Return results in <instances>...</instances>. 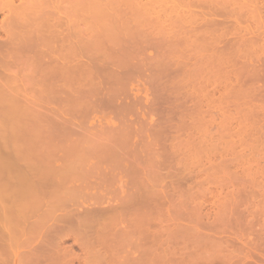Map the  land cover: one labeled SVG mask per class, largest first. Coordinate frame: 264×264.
I'll return each mask as SVG.
<instances>
[{
	"label": "rangeland",
	"instance_id": "rangeland-1",
	"mask_svg": "<svg viewBox=\"0 0 264 264\" xmlns=\"http://www.w3.org/2000/svg\"><path fill=\"white\" fill-rule=\"evenodd\" d=\"M149 1L127 11L132 38L127 20H106L123 31L104 52L77 35L58 51L0 52V186H13L0 187V264H62L64 249L81 258L80 244L99 246L103 215L135 194L131 208L151 223L120 244L123 258L209 238L224 264H264V0ZM72 41L87 47L65 50ZM102 217L103 229L86 225Z\"/></svg>",
	"mask_w": 264,
	"mask_h": 264
},
{
	"label": "bare ground",
	"instance_id": "bare-ground-1",
	"mask_svg": "<svg viewBox=\"0 0 264 264\" xmlns=\"http://www.w3.org/2000/svg\"><path fill=\"white\" fill-rule=\"evenodd\" d=\"M140 1H142V0H0V14L1 13H5V17H4V19L2 20V22H0V33L2 32V33H4L5 34V39L3 40V42H1L0 43V52H34V50L36 51V47H37V49H41V47H43L42 49H44V47H46L45 49V51L47 52V50L48 51H53V50H59L58 48L59 47H61V48H65L67 45L66 44H62V43H68V40L69 39H67V37L68 38H70V35H72V36H74V35H77V36H82V38L83 39H85V37H86V40H83L81 37V39L85 42L84 44H87L88 45V48H85V49H92L93 50V47H94V43H92V42H96V43H98V44H96L97 45V47L100 49V47H99V45L101 46V49L102 50H100V51H105L106 49H108L109 50V47L107 48V46L109 45L108 43H110V42H112V39L113 38H110L111 39V41H110V39L108 38V36H107V34H109L110 33V37H112L113 35H114V33H115V31H116V35H115V37H114V39L116 38V36H118V33L120 34L123 30H122V28L124 29V37H126L127 36V33H128V31H130V33L128 34L130 37H131V31H133V30H131V29H129V27H127V25L128 26H132L133 25V22H130V20H135V18L136 17H134L133 15H134V12H133V15L131 14V12H130V17H131V15L134 17V19H132V17H131V19H127V17L126 16H128L127 14L129 13V12H127V11H129L128 9H130V8H132V6L134 5H137L136 7H138V6H142V5H139V3H140ZM154 0H152V3H151V0L149 1V3H150V6L152 7V5H155L156 4V1L155 2H153ZM160 1V0H159ZM16 2H18V4H16ZM142 3V2H141ZM148 3V2H147ZM155 3V4H154ZM159 4V3H158ZM162 4H163V2H162ZM133 6V7H134ZM144 6H145V4H144ZM148 6V5H147ZM147 6H145V7H147ZM135 7V8H136ZM143 7V6H142ZM154 7V6H153ZM152 7V8H153ZM134 8V10L136 11L137 10V12H138V9L136 8L135 9ZM148 8V7H147ZM146 8V9H147ZM150 8V7H149ZM152 8H150L151 10H152ZM141 9V8H140ZM149 9V10H150ZM126 10V11H125ZM131 10H133V9H131ZM142 10H144V9H142ZM150 10V11H151ZM125 11V12H124ZM149 11V12H150ZM145 12H146V10H145ZM147 14V13H146ZM151 14V13H150ZM135 15H137V14H135ZM125 16V17H124ZM129 17V18H130ZM25 19V18H27V19H42L41 21H39V22H34V23H30V26H28V24L29 23H27L26 22V24H27V26L26 25H24L23 23H22V26L19 24L20 23V20H19V22H17L18 21V19ZM72 18H74V19H72ZM117 19V21H122L123 22V20L122 19H124V20H127V22H126V24H123V23H121V24H123V26L124 27H122L121 29H117V25L119 26L120 24H118L119 22H117L116 21V19ZM122 18V19H121ZM126 18V19H125ZM13 19V20H12ZM77 19L78 20H80L79 22L82 24L83 22H84V19H86V21H85V23H83V25L84 26H87V27H85V28H81L80 29V25H78V24H80V23H78L77 24ZM95 20V23L97 22V27L98 26H100L98 29H97V27H96V29H95V23L93 24L92 23V26H91V22H93L92 20ZM112 19H115V21L117 22H115V27H116V29L117 30H120V32H117V30H115V27H113L114 29H113V31L112 32H114L113 33V35L111 34L112 32H107L113 25L112 24H114V22H112V24L111 23H107L106 22V20L108 21V22H110ZM118 19H120V20H118ZM83 20V21H82ZM91 20V21H90ZM98 20H100V21H104V23L105 24H108L107 26L105 25V24H103L102 25V22H98ZM110 20V21H109ZM143 20H145V18H144V16H143ZM87 21H90L89 23L90 24H86V22ZM114 21V20H113ZM131 23H129V22ZM146 21H147V19H146ZM23 22H25V21H23ZM144 22V21H143ZM99 23L101 24V25H99ZM130 25H129V24ZM136 24H137V22H135ZM86 24V25H85ZM111 24V25H110ZM216 24V23H215ZM94 25V26H93ZM149 25V24H148ZM206 25H208V24H206ZM89 26H90V28H89ZM102 26V27H101ZM134 26H135V24L132 26L133 28H134ZM205 26V25H204ZM82 27V26H81ZM108 27V28H107ZM120 27V26H119ZM131 27V28H132ZM91 28H94V29H91ZM132 28V29H133ZM191 29L193 28V27H190ZM108 29V30H107ZM196 29V28H195ZM83 30H85V31H83ZM115 30V31H114ZM205 30V29H204ZM109 31H111V29L109 30ZM127 31V32H126ZM190 32V31H189ZM193 32V31H192ZM191 32V33H192ZM195 32V31H194ZM199 32V31H198ZM126 33V34H125ZM131 34V35H130ZM84 36V37H83ZM106 36H107V38H108V41L106 40L107 38H106ZM123 36H120V37H123ZM97 37V38H96ZM119 37V38H120ZM206 37V36H205ZM72 38H74V37H72ZM71 38V39H72ZM76 38V37H75ZM93 38H95V40H93ZM106 38V39H105ZM127 38V37H126ZM129 38V37H128ZM132 38V37H131ZM130 38V39H131ZM61 39V44H62V46H59L60 44V42H58L57 43V41H59ZM88 39V40H87ZM92 40V41H89V40ZM104 39L106 40V41H104ZM113 39V41L115 42V41H117V39H115L114 40ZM130 39H129V41H130ZM74 41H76L77 39H73ZM122 40V39H121ZM2 41V40H1ZM64 41H66V42H64ZM70 41V40H69ZM83 41H82V43H83ZM86 41H87V43H86ZM120 41V40H119ZM126 41H127V39H126ZM73 42V41H72ZM76 42H78V41H76ZM107 42V43H106ZM114 42H112L113 43V45H112V47L115 45L114 44ZM131 42V41H130ZM81 43V42H80ZM105 43V44H104ZM112 43H110V44H112ZM129 43V42H128ZM57 44H59V45H57ZM70 44V43H69ZM68 44V46L71 48H69L68 49V47L65 49V50H70L69 52H71L72 51V49L73 50H75L77 47L75 46V45H73L74 44V42L73 43H71V45H72V47H71V45H69ZM77 44H79V43H77ZM90 44H92V45H90ZM101 44H103V47L104 48H102V45ZM64 45V46H63ZM83 45V44H82ZM81 44H80V46H82ZM87 45L86 46H82L83 47V49H84V47H87ZM93 46V47H90V46ZM95 45V46H96ZM128 45V44H127ZM206 45V44H205ZM40 46V47H39ZM59 46V47H58ZM73 46H75L76 48L74 49L73 48ZM77 46H79V45H77ZM79 46V47H80ZM106 46V47H105ZM110 47H111V45H109ZM39 47V48H38ZM58 47V48H57ZM78 47V48H79ZM97 47H94L95 49L97 48ZM115 47V46H114ZM5 48V49H4ZM63 48V49H64ZM77 48V49H78ZM81 48V47H80ZM79 48V49H80ZM97 48V49H98ZM123 48V47H122ZM121 48V49H122ZM129 48L131 49V47H130V45H129ZM129 48L127 49L128 51H129ZM82 49V50H83ZM117 49H119V48H117ZM134 49V48H133ZM133 49H132V51H133ZM87 50V51H88ZM111 50V49H110ZM124 50H126V49H124ZM124 50H123V52H124ZM40 51V50H39ZM43 51V50H42ZM45 51H43V52H45ZM56 51V52H57ZM64 51V50H63ZM97 51V50H96ZM103 51V52H104ZM122 51V50H121ZM55 52V51H54ZM59 52H62L61 51V49H60V51ZM65 52V51H64ZM67 52V51H66ZM72 52H75V51H72ZM77 52H78V50H77ZM92 52V51H91ZM98 52H99V50H98ZM127 52V51H126ZM121 84V83H120ZM117 86V85H116ZM114 93V92H113ZM118 94V93H117ZM114 95V94H113ZM123 96V95H122ZM113 181V180H112ZM128 181H129V179H128ZM114 182H115V180H114ZM113 182V183H114ZM109 183H110V181H109ZM131 184V183H130ZM114 185V184H113ZM2 186V191L5 189V187L6 188H8L9 187V183H7V185H5V186H3V185H1ZM0 186V187H1ZM23 186H25V185H23ZM109 186V185H108ZM3 187H4V189H3ZM13 187V186H12ZM11 187V188H12ZM22 187V186H21ZM111 187V186H110ZM110 187H108L109 189H110ZM113 187V186H112ZM11 188L9 187V189L11 190ZM20 188V187H19ZM26 188V187H25ZM1 189V188H0ZM113 189H114V187H113ZM20 191L21 190H24L23 188H21V189H19ZM119 190V189H118ZM111 191V190H110ZM128 191V190H127ZM14 192H15V190H14ZM113 192V191H112ZM129 192V191H128ZM22 194H24L25 192H21ZM127 193V192H126ZM131 193V192H130ZM128 194V193H127ZM132 194V193H131ZM126 195V194H125ZM133 195V194H132ZM137 194H135V195H133V198H131L132 196H128L127 195V199L125 198V200L124 201H122V197L121 198H119V200L118 201H121L122 203H123V205L121 204V202H120V204L121 205H119V204H116L117 206L119 205V206H121V208H119V209H117V210H115V211H113V213L112 214H107V215H103V217L104 216H106V217H104L106 220H105V222H107V224H108V226H107V224H105V223H103L104 222V220H103V217H102V222H100L101 220V218L100 219H96V220H98L96 223H94V221H95V219H94V221L91 219V222L89 221L88 222V224H86V225H90L91 224V226L92 225H95V226H98V224L100 225V223L102 224V225H106L108 228H109V230L111 231L112 230V232L110 233V231H108V230H105L106 228H105V226H104V228L105 229H103V226L102 225H100V226H102V229H103V231L104 232H106V235H105V233L103 232H101V231H98L99 232V234H98V242H96V243H99V246H91V244H89L90 246H88V245H86L87 243H85V244H80V248H81V251H83L82 252V257L80 258V255H78V254H75L71 249H69V250H65L64 249V253H63V251L61 252V254L63 253V255H61L60 253H59V251H58V253L60 254V256H59V258H60V261H61V263L62 264H72V262L74 261V260H79V259H81V264H215V262H217L218 260L216 259V261H215V257H214V252H215V256L217 255V258L219 257L220 258V256H221V258L222 257H224V258H222V260L223 259H226L225 258V256H223L222 255V252L224 251L223 249H224V247L225 246H223V248H222V252L220 253V251L219 250H213V249H217V247L215 246V248L213 247V246H211L213 249H211L210 247H208L209 246V244L210 243H207V242H209V241H212V239H210L209 240V238H207L208 240H206L205 241V239H204V241H203V243H201V240H197V239H200V238H196L195 237V240H197L198 241V243L200 244L199 246L200 247H196L195 249L197 250H192V247L194 248L195 246H194V243L192 242V243H190V245H192L193 244V246L191 247V248H189L190 250H192V251H189L190 253H186L187 254V256L185 255V252L187 251V250H189V249H187V246L188 245H182L183 247H181L180 246V248H182V249H185L186 251H183V250H180V248H179V246H177L176 244H174V245H176V247H178V250H177V248L175 247V250L174 251H176V252H178L179 254H175L171 249L172 248H174L173 247V245L172 244H170L172 247H170V245L168 246L167 245V242L166 243H164L163 245H162V243H160L159 244V249H160V245H162L161 246V248L162 249H160L159 251H157V250H155V249H158L157 247H156V245H158V242H156L157 244L155 245V243H153V244H151V245H155V248H153V246H150V249H148L149 248V246L147 245V246H143L144 248L145 247H147V249H143V251L145 250V252H143L142 254L140 253H138V252H136V253H138L139 255H136V256H133V257H131L132 256V251H131V249H132V247H131V249L128 251L129 253H130V256L129 255H126V256H124V258H123V256H120V254H121V252H123V248H122V245H120V244H125L126 245V247H129V246H132L133 244L132 243H136L135 242V240L133 241V239L131 238L132 236H134V234L136 233V234H138V238L140 239V234H141V236H143L144 235V232L145 231H143L144 230V228H146L147 227V224H149V223H151L150 221L149 222H147V221H145V219H147V218H145L144 219V217L142 216H140L139 217V215H138V213H139V209L137 208V206L135 207L134 206V204H133V202L135 203V202H137V196H136ZM134 196H136V197H134ZM140 197H141V195H139ZM125 197V196H124ZM114 198V197H113ZM116 199H118V197H115ZM139 198V197H138ZM99 199V198H98ZM124 199V198H123ZM141 199V198H140ZM139 199V200H140ZM142 199H144L143 201H144V203L145 202H149V199H151V197L150 198H146L145 199V197L143 198V196H142ZM148 199V201H146ZM101 200V199H100ZM110 200H113L112 198L110 199ZM151 201V200H150ZM151 203V202H150ZM132 204H133V206H132ZM137 205V204H136ZM139 205V204H138ZM152 205H153V203H152ZM118 206V207H119ZM122 206H124V207H122ZM128 207H130L129 209H130V211H132V212H130L129 214H130V216H129V214L128 213H126L125 215L129 218L128 220H127V218L125 217V215H124V217L123 216H121L122 218V221L125 219V222H122L124 225H126V223L130 226V227H128V225H127V227H128V230H126L127 228H125V227H122L120 224H117V223H119V219H117L118 218V216H119V213L122 215V211L123 210H125L124 212H123V214L125 213V212H127L129 209H126V208H128ZM131 207H133L134 209L136 208L137 210H139V211H133V209L131 208ZM114 208V207H113ZM112 208V209H113ZM115 209V208H114ZM127 210V211H126ZM139 214H141V212L139 213ZM143 214V213H142ZM141 214V215H142ZM107 217L109 218L108 220L110 221H108L107 220ZM117 217V218H116ZM124 218V219H123ZM141 220H140V219ZM143 219H144V221H145V226L146 227H144V225H143V223H142V221H143ZM127 220V221H126ZM118 221V222H117ZM139 221V222H138ZM153 221V220H152ZM92 222L94 223V224H92ZM141 222V223H140ZM90 223V224H89ZM137 223H140V225L142 224V226H139V228L137 227L138 225H137ZM152 223H154V222H152ZM85 224V223H84ZM97 224V225H96ZM79 225V224H78ZM114 225L116 226V225H120V227H118V229L119 228H125V230H122V228L120 229V230H118L117 231V229H116V231H115V229L114 228H116V227H114ZM150 225V224H149ZM148 225V226H149ZM153 225H155V223L153 224ZM100 226H98L99 227V229H100ZM144 227V228H143ZM112 228V229H111ZM141 228V229H140ZM142 228H143V230H142ZM152 228V227H151ZM113 229H114V231H115V233H114V231H113ZM148 229V231H149V228H147ZM153 229V228H152ZM146 230V229H145ZM147 231V232H148ZM150 231H151V229H150ZM154 231V230H153ZM153 231H151V233L150 232H148V233H150L149 235L152 237L153 236ZM79 232V231H78ZM101 233V234H100ZM148 233H147V236H145V240H142V241H146L148 238L150 239L151 237L149 236L148 237ZM157 233V232H156ZM143 234V235H142ZM152 234V235H151ZM154 234H155V231H154ZM79 235V234H78ZM146 235V234H145ZM159 235V234H158ZM218 235H220V234H218ZM156 236V234L154 235V237ZM203 236H207V235H203ZM73 237V236H72ZM77 237V236H76ZM144 237V236H143ZM147 237V238H146ZM153 237V239H155ZM198 237V236H197ZM75 238V237H74ZM78 238V237H77ZM96 238H97V236H96ZM158 238L159 237H157L156 238V241H161V240H158ZM191 238H194L193 236L191 237ZM205 238V237H204ZM210 238H211V236H210ZM218 238V237H217ZM79 239V238H78ZM86 239V238H85ZM83 240L84 242L86 241V240ZM135 239H136V237H135ZM152 239V238H151ZM148 240V241H152V240ZM159 239H161V237L159 238ZM203 239V238H202ZM214 239V238H213ZM8 240V239H7ZM6 240V241H7ZM131 240V241H130ZM141 240V239H140ZM140 240H138V242L140 243ZM164 240V239H163ZM165 240H167V239H165ZM4 241V240H3ZM96 241V240H95ZM100 241V242H99ZM133 241V242H132ZM154 242H155V240H153ZM152 241V242H153ZM168 241H169V239H168ZM171 241V240H170ZM170 241H169V243H170ZM194 241V240H193ZM10 242V240L8 241V243ZM87 242V241H86ZM101 242H103V243H101ZM118 242V243H117ZM131 242V243H130ZM164 242V241H163ZM172 242V241H171ZM175 242H176V240H175ZM174 241L172 242V243H175ZM1 243H3V244H5L4 242H1ZM0 243V244H1ZM11 243V242H10ZM88 243H89V240H88ZM117 243V244H116ZM128 243H129V245H128ZM198 243L196 244V241H195V244H196V246H198ZM205 243V244H204ZM206 243H207V245H206ZM212 243V242H211ZM7 244V243H6ZM6 244H5V246H6ZM142 244H147V242L146 243H142ZM167 245V247H165L166 248V250H167V248H168V250L166 251L165 250V248L163 249V246L164 245ZM202 244H203V246H202ZM213 244V243H212ZM11 245V244H10ZM83 245V246H82ZM137 245H138V243H137ZM141 245V244H140ZM189 245V246H190ZM215 245V244H214ZM220 245V244H219ZM4 246V247H5ZM135 246V245H134ZM142 246V245H141ZM1 247H3V245L1 244ZM4 247H3V251L2 252H6V251H4V250H9L8 249V244H7V248L6 249H4ZM70 247V246H69ZM126 247H125V250H126ZM136 247L137 246H135L134 247V249H132L134 252L135 251H137L138 249H136ZM143 247H141V248H143ZM169 247L171 248V249H169ZM185 247V248H184ZM57 248V247H56ZM138 248V247H137ZM219 248V247H218ZM228 248V247H227ZM11 249V248H10ZM123 249V250H122ZM211 249V250H210ZM2 249L0 248V251H1ZM60 250V249H59ZM63 250V249H62ZM122 250V251H121ZM124 250V251H125ZM141 250V249H140ZM162 250V252L160 253V251ZM165 250V251H164ZM170 250V251H169ZM200 250V255H198L199 253H197L198 251ZM211 251V253H209L210 251ZM212 250H213V252H212ZM11 251V250H10ZM9 251V252H10ZM80 251V252H81ZM156 251V252H155ZM172 251V252H171ZM181 251H183V253L181 252ZM194 251V252H193ZM217 251H218V253H217ZM159 252V253H158ZM180 252L183 254V255H185V256H183V257H179V255H181L180 254ZM225 252V251H224ZM223 252V253H224ZM124 253V252H123ZM126 253H127V250H126ZM126 253H124V254H126ZM196 253V254H195ZM5 255L7 254L8 256H10V254L9 253H4ZM128 254V253H127ZM220 254V255H219ZM225 255H226V253H224ZM6 255V256H7ZM122 255V254H121ZM178 255V256H177ZM219 255V256H218ZM199 256H201V257H199ZM227 256V255H226ZM0 257H1V255H0ZM6 258V257H5ZM218 258V259H219ZM2 259L4 260V257L2 256ZM8 259H10V258H8ZM229 258H227L226 260L227 261H229L228 260ZM6 260V259H5ZM73 260V261H72ZM77 260V261H78ZM220 260V259H219ZM8 261V260H7ZM59 261V260H58ZM72 261V262H71ZM215 261V262H214ZM227 261H225V263L227 262ZM231 261V260H230ZM230 261H229V263H230ZM1 262V261H0ZM38 262V261H37ZM214 262V263H213ZM9 263V262H8ZM79 263V262H78ZM224 264V260H223V262H221V264ZM31 264H34V263H31ZM41 264V263H40ZM43 264V263H42ZM45 264V263H44ZM48 264V263H47ZM53 264H59L58 262L57 263H53ZM228 264V263H227Z\"/></svg>",
	"mask_w": 264,
	"mask_h": 264
}]
</instances>
